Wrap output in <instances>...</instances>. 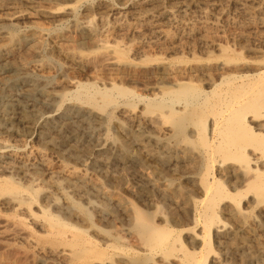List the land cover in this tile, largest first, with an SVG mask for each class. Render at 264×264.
Segmentation results:
<instances>
[{"label": "bare ground", "instance_id": "obj_1", "mask_svg": "<svg viewBox=\"0 0 264 264\" xmlns=\"http://www.w3.org/2000/svg\"><path fill=\"white\" fill-rule=\"evenodd\" d=\"M226 3L230 10L234 9V15L232 22L221 28L218 21L225 14ZM15 5L26 10L20 12ZM194 8L198 9L196 17L191 16L196 14ZM190 9L195 14L190 15ZM3 10L8 12L0 13V26L21 22H29L30 26L23 35L0 32L2 70L15 75L28 71L49 74L55 71L52 63L60 62L63 81L43 93L44 98L49 102L59 98L60 89L78 88L75 98H85L81 103L92 109L88 113L96 122L108 109L115 108L118 115L113 123L121 138L116 152L123 162L156 163L164 154L171 166L194 163L200 166L199 178L183 176L184 181L193 184V190L183 185L173 190L166 186L158 189L163 198L176 201L190 216L196 217L194 228L176 230L172 226L174 220L172 225H157L155 214L135 212L136 236L146 248L144 252L153 254L152 264H221L217 257L209 258L212 235L219 240L225 255L244 257L250 246L241 247L238 236L247 229L246 212L258 210L257 217L250 220L252 225L264 222V0H114V3L111 0H0V11ZM39 19L57 24L55 28L67 24L70 27L49 29L38 23ZM250 28L252 34L248 33ZM227 32L235 33L231 45H224L221 40L227 38ZM197 38L202 56L189 49L192 42L190 47L187 44ZM85 47L88 51H84ZM45 50L47 57L42 55ZM149 52H157L159 56L150 57ZM81 73L91 74L95 83L81 84L72 78ZM138 87H143L141 93L136 90ZM67 97L64 95L63 99ZM14 121L18 122V129L10 127ZM28 121L23 112L11 115L8 109L1 110L0 135L30 138ZM101 145L96 150L104 153ZM61 146L65 148L66 142L62 141ZM0 147L4 157L11 161L0 162V212L14 213L19 221L28 222L55 247L65 241L64 247L74 248L73 251L42 248L39 255L58 264H76L77 258L79 263L84 261L80 264H132L129 255L138 253L129 252L130 248L126 250L116 241L115 244L100 241L107 250L122 251L114 254L113 261L107 259L105 250L88 242L82 232H76L74 240H67V228L48 215L39 217L37 210H33L35 200L28 196L27 189L6 177L5 173L13 171L21 180L31 183L32 175H38L33 169L36 159L49 165L50 155H55L61 165V176L51 179L44 191L45 197L55 205L63 193L59 191V180L69 185L75 179L87 177L84 169L69 168L63 163L69 158L79 164L82 159L78 148L70 147L65 153L59 145L51 144L35 149L33 155L31 151V154L20 151L8 139H1ZM133 148L139 152L138 157L133 155ZM82 153L86 154L87 148ZM26 163L32 169L21 167ZM142 178L147 182L144 189L148 192L150 177L142 174ZM108 179L118 184L124 182L112 175ZM116 192L111 194L115 197ZM151 198L147 200L149 206L157 208ZM222 213L231 224L227 230L219 225ZM196 228L200 230L196 232ZM259 228L255 226L250 232L256 240L264 233V227ZM184 234L186 242L182 239ZM26 242L35 248L36 242ZM171 257L177 261L172 263Z\"/></svg>", "mask_w": 264, "mask_h": 264}, {"label": "rangeland", "instance_id": "obj_2", "mask_svg": "<svg viewBox=\"0 0 264 264\" xmlns=\"http://www.w3.org/2000/svg\"><path fill=\"white\" fill-rule=\"evenodd\" d=\"M111 2L114 3V0H111ZM15 6L16 9L19 10L20 12L21 10L22 11L26 10L24 6H22V8L21 5H15ZM15 6L12 7L15 8ZM223 6L225 7L227 12L225 11V14L220 18V21H218V24L219 26H221V28L225 26L227 27L228 24L232 22L231 20L233 19V15H234V9L231 8L232 10H230V8H228L230 6L229 3L223 4ZM192 10H194L195 13L196 12L198 13V9L194 8ZM4 11L5 10L0 11V13L4 14L8 12L7 10L5 12ZM190 11H189L190 15L191 13L195 14L194 12L192 11L190 12ZM197 13L191 16L196 17ZM38 23L43 24L47 28L49 27V29L55 28V25H57V24H53V22L48 21L46 19L44 20L39 19ZM29 26H30L29 22H21L18 24L14 23L9 25L7 24L4 26H0V32H5L9 35L10 34L17 36L23 35V32L25 33ZM69 27L70 26L67 24L64 25L63 27L60 28L58 27L55 29L62 30V29H68ZM169 30L173 31L174 27H169ZM248 30H249L248 31L249 34L253 33L251 28ZM232 33L233 32H227L226 33L228 34L227 38L221 39L224 45H227L229 43L230 45L232 44L231 41L233 40ZM224 42L227 43L225 44ZM187 44L188 47H190L191 45L189 49L196 51L195 52L196 55L200 56L202 54L199 38L195 39V41L194 40L189 41ZM86 49H88V47L87 48L85 47L84 51H88ZM47 51L48 50L43 51L42 55H44V57L48 56ZM152 53L149 52L150 55L149 54L148 55L150 57L154 56L155 54L159 56L157 52H154L153 54ZM185 53H188V50H186ZM59 63L58 62L52 63V69L55 70V71L51 70L52 74L51 73L41 74L35 71L32 72L28 71L21 75H15L10 71L2 70L0 68V74L2 75V77H0V101H1L0 111L4 109H8L11 115L16 113L17 111L23 112L27 116V119L29 120L28 122L30 123V127H31L30 138L26 137V138L15 139V138H6L4 135H0V140L8 139L12 143V145L17 146L20 151L24 153L28 152L27 154H31L32 152L33 155H35V152L38 148L45 147L51 144H56L62 147L61 146L62 141H65L66 147L65 148L62 147L64 152L65 153L68 152V149L70 147L76 149L78 148V150L81 152L80 158L82 160L80 163L82 164L80 165L79 163L76 165L74 162H72L71 159L66 158L63 160L64 165H66V167L69 168L72 166L79 168V170L84 169L87 177L84 180H76V179L73 180V182L69 184L70 186L67 183L62 182V180H59V184H58V186L60 187L59 191L60 193L63 192L61 193L63 196L61 195L62 196L61 198V196L59 195L58 196L59 198L57 197V200L59 201H56L54 205V202H52V200L45 197L44 191L47 188H49L51 179L54 180L59 179L61 176L60 175L61 165L59 162H57L58 159L56 158L55 155L52 154L50 155L51 157L49 158L50 160L49 165H45L43 162H40V160L36 159L34 167L30 166L28 163L23 164L21 166L23 167V169H32L33 167L34 171L38 173L37 176L32 175L31 183L24 182L23 180H21L22 178L16 172L15 174L13 171L9 172L8 174L5 173L6 175H8L5 176L12 179L13 181H16L21 186L25 187V189L30 190V191L26 190V192H28L27 194L29 197L35 200L34 201L35 205L33 206V210L34 212L37 210L35 213L39 217L44 218L45 216L48 215L50 218L60 222L62 225H64L67 228L66 230L67 240L68 239L74 240L72 238L74 234H76V232H82L85 234L86 240H88V242L89 241L92 242L93 245H96L97 248L100 250L101 249L105 250L107 252V253L105 252L106 253L105 256H107V259H112L113 261L116 260L117 252L121 253L122 251L113 250V249L107 250L106 247L102 246V242L100 241L105 240L108 242H113L114 244L116 241V244L118 246L122 248L124 247V249L126 250L130 248V250L128 249L129 252L138 253V254L129 255V257H131L129 259H131L132 264H134V262L135 264H150V263L152 264L153 254H150L149 252H144L145 247L140 241L139 237H137L138 227L136 226V222H135V212L137 210H140L144 213L155 214L154 220L157 225H161V224L172 225L171 223L174 220L175 223L172 226H174V229L176 230L183 228L184 229L194 228L196 223V217L192 214L191 217L190 214L187 212V210L182 209L177 203H175L176 201L163 198L158 193V189L165 188L166 186L168 189L173 190L182 185L192 189L193 184L190 183L188 180H187L188 182L186 180L184 181L183 176H185V178L187 176L193 178H199L201 168L195 163L193 165L186 164L179 166L176 165V167L174 165L171 166V163L167 160L164 154L160 156L159 161H157L158 163L157 162L142 163L141 161L134 163L123 162L119 156V153L116 152L121 143L120 141L121 138H120V134L118 133V129L115 127V124L113 123L114 122L113 120H116L118 115L115 108L114 110L113 108L108 109L107 112L103 114L102 119L96 122L94 116L88 113V111L92 109L88 108L87 106L85 107L81 103L82 100L84 101L85 98H81V99L75 98V95L78 92V88L60 89L59 98L57 97L53 100H48L49 102H47V100L44 98L43 93L51 90L52 87H53L52 89H54L58 83L63 81L64 71H62L63 70L62 64ZM81 74L72 75V78H74L76 82H79L81 84L95 83L91 74L88 73H86L87 75L85 73L82 75ZM136 90L137 91L143 90V87H138L136 88ZM64 95H68L69 97H67L65 100L63 99ZM50 101H52V103ZM2 104L5 105V107ZM11 125L10 127H13L15 129L19 128L18 126L19 124L17 121L16 122L14 121V124ZM15 125H17V127ZM99 145H101L105 149L104 153H100L96 150V147ZM109 145L110 147H108ZM85 147L87 148L86 154L82 153L84 149H86ZM132 151H133L132 152L133 155L138 157L139 152L134 148L132 149ZM3 152L4 151L0 149V155L2 156V159L0 156V162L3 160L2 162L10 163L11 161L4 157L5 154ZM114 152L116 153L114 154ZM109 153L110 154L112 153L113 156H111ZM172 170H174L173 173ZM142 174H147L150 177L151 185L148 189V192L147 190L144 189V186L147 184V182L143 181ZM108 175H112L116 178L118 177L123 179L124 180L123 184L111 182L108 179ZM181 177H183V179ZM112 191L115 192L117 191L118 193L116 192V196L118 197L116 196L114 197L111 194ZM149 197L150 198L152 197L151 199L154 201L157 208H151L149 206L147 201ZM65 203L67 204V206ZM124 206H126L127 208ZM257 214H258V210L256 211V209L254 210L250 209L249 211L246 212L245 219L247 221L246 222L247 232L244 231L242 234H240V236L243 235L242 238H245V240L242 239L240 236H238L239 237L238 241L242 243V245L240 243L241 247H243L244 244L247 245L248 247L250 246L249 247L250 251H246L244 257L234 258L231 254L225 255V251H223L222 247H220L221 245L219 244V240L216 238L215 235H212L211 236L212 238L210 239L212 248L209 258H212V256L213 258L217 257L218 261L221 262V264H264V257H263L264 246L261 247V245H264V233H262L260 236L263 241L260 238L259 240L257 238L258 240L257 241L250 233L255 228V226L257 229L260 226L261 228L264 227V222L261 223L260 221H258V224H255V226L254 224L253 225L251 224V221L254 220L253 218L257 217ZM226 218L227 216L225 214L223 213L220 214L219 225L222 224L220 227L225 228V230L231 227L230 221L228 220L229 218L227 219ZM248 224L250 226H248ZM195 230L196 232H198L200 228L199 229L196 228ZM185 236L186 234H184V237H182V239H184V241L186 242ZM40 237H41V233H39L37 229L29 225L28 222L23 223L21 220L19 221L14 213L0 212V264H48V263L58 264L57 261L52 260L51 262V260L46 259L43 256L39 255L38 250L42 248L45 250H49V249H59V250L62 249L67 251L74 250V248L71 246L65 245L64 247L63 243L65 241H63V243L59 242L61 244L55 247L54 245L50 244L51 241L48 238L45 239ZM249 238L250 240H248ZM28 240L29 241L32 240L34 244L36 242L37 246L35 245V248H31L30 245L26 242ZM253 240H255L256 242ZM248 241H250V243ZM247 242L249 244H247ZM257 242L258 243L261 242L260 243L261 245L258 246L259 244ZM62 244L63 246H61ZM60 246L62 248H60ZM261 249H263L262 250L263 253H261L262 252ZM259 251L260 253H256ZM251 253L257 255L253 256ZM181 254L182 252H179V255ZM87 257L88 256L84 258ZM171 259H172L171 260L172 263L173 261L174 262L177 261V258L175 257H171ZM75 261L76 264H80L81 262H84L80 260L79 263L78 258L75 259ZM207 264H209V262Z\"/></svg>", "mask_w": 264, "mask_h": 264}]
</instances>
